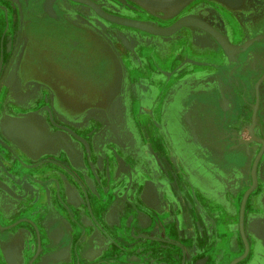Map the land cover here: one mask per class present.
<instances>
[{"label": "crops", "instance_id": "obj_1", "mask_svg": "<svg viewBox=\"0 0 264 264\" xmlns=\"http://www.w3.org/2000/svg\"><path fill=\"white\" fill-rule=\"evenodd\" d=\"M136 9L129 19L155 22L149 15L157 11ZM209 44L196 32L187 50L158 40L134 55L120 49L123 85L112 105L80 108L69 123L37 97L20 103L16 75L0 89V264H230L239 257L235 215L221 209L229 186L223 154L207 164L200 145L216 135L214 114L196 96L214 85L213 65L222 63ZM186 57L210 68L194 75L181 68Z\"/></svg>", "mask_w": 264, "mask_h": 264}, {"label": "rangeland", "instance_id": "obj_2", "mask_svg": "<svg viewBox=\"0 0 264 264\" xmlns=\"http://www.w3.org/2000/svg\"><path fill=\"white\" fill-rule=\"evenodd\" d=\"M110 1L119 7L118 10L114 9L115 16H119L117 13L125 6L123 10L125 12H135L138 7L130 0ZM195 1L199 0H192L178 11H181L178 16L172 18L167 24L171 26L179 18L188 14L189 10H185V8ZM202 2L205 3L200 5L201 9L196 12V15L214 22L215 26L210 27L224 36L229 37L230 35L233 38L234 53L237 57V62L232 64L228 61L221 63L216 78L212 79L214 85H211L212 87L207 86V88L202 89L203 91L200 90L196 96L201 95L204 98H201L204 100L203 104L207 109H210L208 113L214 114L216 135L209 136L210 133L207 135V141L200 145L203 153L210 156L206 159L207 164L214 163V156L218 158L220 154H223V159L219 165L222 167L224 179L229 183V186L221 209L227 215H235L237 223H235L233 230L234 245L238 249L240 257L245 252V244L239 226L241 204L245 193L252 185L254 161L264 149V144L257 140L264 141V14H261L263 12L260 9H258L261 12L259 16H257V11L251 12L247 8L233 10L217 0H202ZM254 2L264 4V0H254ZM158 4L164 10H168L167 12L172 8L170 14L178 13L173 11L174 7L171 5L165 6L160 1ZM58 11L60 12L58 15V71L72 72V74L64 73L58 77H63V80H60L63 84L66 83L70 86L72 83V88H74L72 92H77V95L86 96L88 91L89 94L98 93L89 85L88 79H82L88 76V74L83 75V73H103L104 71V75H106L105 72L108 70V72H112V75H119L121 72L120 49L121 51L122 48L134 49L135 45L140 42V38L132 33L131 29L120 25L109 22L110 25L106 27L102 18L92 8L77 2L58 0ZM43 16L49 20L44 14L39 17L44 19ZM50 17L53 18L54 16ZM149 18L155 21L151 23L159 24L158 26L166 24L157 18ZM93 21L100 23V26L103 24L102 30L94 29L93 31ZM11 22L13 20L10 19L9 23ZM33 23L28 28L38 40L43 34L51 35V31L48 29L50 24L45 19L42 21V25L36 21ZM5 27L3 25L1 30L3 31ZM200 33L207 41L217 43L206 33L201 31ZM46 43L48 42H39L40 47L46 49L44 46ZM36 45L37 43H34L32 39L29 56L34 59L33 70L51 74L54 72L52 70L54 68L51 66L50 57H45L40 53L34 54L31 48ZM106 48L112 54H116V58ZM1 49L0 42V53ZM4 51L6 53V47ZM218 51L221 52L220 49ZM200 65L202 64L194 61L191 57H186L181 68L192 70L195 75L197 71L205 69ZM133 70L134 66H131V73ZM231 72H234L233 75ZM218 85H221L222 93L214 90ZM211 91L214 97L210 98L209 93ZM194 94L191 92L189 96V102L192 104L196 101ZM257 106L256 123L253 124V116ZM245 228L251 249L248 257L239 264H264V150L258 168V187L250 195L246 206ZM230 245L228 242V247Z\"/></svg>", "mask_w": 264, "mask_h": 264}, {"label": "flooded vegetation", "instance_id": "obj_3", "mask_svg": "<svg viewBox=\"0 0 264 264\" xmlns=\"http://www.w3.org/2000/svg\"><path fill=\"white\" fill-rule=\"evenodd\" d=\"M18 1L19 4L13 3L14 5L11 7V4L0 0V16L2 17V24L6 26L4 29L5 31L3 30L0 34V42L2 47L0 53V89H3L2 87L5 86L11 78L13 79L15 75L18 76V83H15V85L17 86V91L14 97L20 103H24L25 100L31 97H37V99H39V106H58V113L61 114L63 120H68H66L67 123L76 120L78 116L83 113L84 110L82 111L80 108H85L86 110H88V108L91 107L98 106L101 108H108L109 106H111L113 100L115 99V96L120 92L123 85L122 72H120L119 75L117 74L113 77H110L109 73L107 72H105L106 75H104V71L103 73H83V75L88 74V76L82 79H88L90 83L89 85L93 89H96L98 93L89 94L88 91L86 92L87 95L84 96L83 94L77 95V92H72L74 89L72 88V83L70 86L66 83L63 84L60 81L61 79L63 80V77H58V75L61 76V74L64 73L72 74V72L58 71V15L60 14V12L58 11V0H55L50 4L54 14H49L47 10V4L50 2V0ZM86 1L99 6L106 13L114 15V9L102 6L99 0ZM230 1L231 0H224L225 3L223 4L222 2V4L233 10H241L244 8H247V10H250L251 12L255 10L258 13L257 16L264 14V4L261 5L260 3H255L254 0H242V3L238 5H232L230 4ZM160 2H162L164 5L166 4V6H175L173 9H175L174 11H176L181 0H161ZM203 3L205 2H202V0H199L197 2L195 1L192 4L188 5L185 10L190 9L192 16L199 18L207 26L214 27V22L203 19L200 15H196V12L201 9L200 5H202ZM124 9L120 10L117 14L124 18H132V13L126 14V12L123 11ZM258 9L262 10L263 13L259 12ZM41 14H44L49 18L48 20L43 16L45 21L50 24V27H48V29L51 31V35L43 34V36L38 40V38L31 34V31L28 27L35 21L39 22V25H42V21H44V19H42V17H39ZM52 15L54 16L53 18L50 17ZM10 19L13 20V22L9 23ZM248 21L250 20L248 19ZM107 25L105 24L106 27ZM237 25L239 24L237 23ZM32 39L34 43H37L36 46H32V52H34V54L40 53L45 55V57H50V60L52 62L51 66L54 68L52 69L54 72H51V74L40 72V70L39 72L33 70L34 59L29 56V47ZM41 41L48 42L46 43V45H44L46 49L40 47L39 42ZM47 44H49V46H47ZM5 47L6 53L4 51ZM40 50L42 51L40 52ZM122 50L125 51L124 49ZM107 51L111 53L108 49ZM111 54L109 55L110 57ZM112 55L116 58V54L113 53ZM74 86L76 85L74 84ZM74 107H77L78 110L77 108L73 109ZM245 234L248 236L246 228Z\"/></svg>", "mask_w": 264, "mask_h": 264}, {"label": "water", "instance_id": "obj_4", "mask_svg": "<svg viewBox=\"0 0 264 264\" xmlns=\"http://www.w3.org/2000/svg\"><path fill=\"white\" fill-rule=\"evenodd\" d=\"M51 1L53 2L55 0H51ZM70 1L89 6L90 8H92L94 12H96L99 16L106 19L110 23L131 29L130 31L132 33H135L137 37L139 36L138 34H143L145 38L139 37L140 42H138L137 43L138 45L136 44L137 46L135 45V47H138L139 45L147 43V41H155V40L168 41V42H183L184 45L186 46L189 44L190 40L194 38L196 32L199 33L201 31L203 33H206L208 36H210L217 42V43H213L209 40L208 41L210 43L209 48L215 52H217L218 49L221 50V53H218L220 55L217 58L220 59L222 63L224 61L225 62L228 61L230 64H232L233 62H237V57H236V54L234 53L235 45L233 44V41H232L233 38H231V36L229 35V37L231 38L230 40L229 37L224 36L217 30L213 29L212 27L207 26L199 18L192 16L191 13H188L182 16L171 26L163 27V26H158L157 24H153L151 22H144V21H139V20L122 18V17H118V16H115L109 13L102 12L103 10L101 11V8L99 6H96L95 4L88 2L86 0H70ZM131 1L134 2L136 5H138V7H141L147 11L149 10L148 12H150L152 9L155 10V12L157 11L155 15H149V16L153 18H157L158 20L165 22V23L170 22L172 18H174L175 16H178V14L181 13L180 11L175 15L170 14L169 12L164 10L163 7H161V5H154L151 3H147L143 0H131ZM217 1L221 3L223 2V4L225 3L224 0H217ZM190 2H192V0ZM50 8L52 9L51 6ZM93 23L95 24L94 21ZM93 26L97 27L96 25H93ZM148 37H151V38H148ZM135 47L134 49L126 48V50L131 51L132 54L134 55L136 53ZM187 47L189 46L184 47L183 50H187ZM120 62L123 66V69H125L124 62L123 61H120ZM220 65L221 63L214 64L213 67L219 68ZM200 66L206 68L210 65L202 64ZM209 68L210 67H208L207 69ZM201 72H205V71L203 70ZM234 72H231V75H233ZM220 89H221V85H218L216 89L214 90L221 92ZM209 97L210 98L214 97L212 94V91L209 93ZM221 97H222V94H221ZM257 108L258 106L255 108V113L253 116V124L256 123ZM257 140L264 144L263 140H259V139ZM263 150L260 152V154L256 157L254 161V164L252 167V185L250 186L249 190H247V192L245 193L243 200H242L241 209H240L239 226H240L241 236L245 244V252L243 253L242 256L238 257L236 260L232 261L230 264H239L243 262L250 253L251 246L248 244L246 234H245V211H246V206H247V202H248L250 195L258 187V168H259Z\"/></svg>", "mask_w": 264, "mask_h": 264}, {"label": "bare ground", "instance_id": "obj_5", "mask_svg": "<svg viewBox=\"0 0 264 264\" xmlns=\"http://www.w3.org/2000/svg\"><path fill=\"white\" fill-rule=\"evenodd\" d=\"M144 1V0H143ZM161 1V0H160ZM191 0H181V2H180V4H179V6H178V9H176V11L178 12L181 8H183L187 3H189ZM51 0H50V2L47 4V10H48V12H49V14H54L53 13V11H52V9L50 8V4H51ZM159 2V1H158ZM56 3V2H55ZM166 3V2H165ZM242 3V0H231L230 1V4H232V5H238V4H241ZM165 6H166V4H165ZM164 6V7H165ZM168 6V5H167ZM172 7H175V6H173V5H171ZM172 9V8H171ZM171 9H170V11H171ZM175 9H173V11H174ZM101 11H102V9H101ZM168 11V10H167ZM169 11V12H170ZM172 11V12H173ZM102 12H105L104 10L102 11ZM106 13V12H105ZM171 13V12H170ZM102 15V14H101ZM99 16V15H98ZM119 17V16H118ZM100 18H102L101 16H100ZM102 22L103 23H105L106 25L107 24H110L109 23V21H107L106 19H104V18H102ZM2 26H3V24H2V17L0 16V34H1V32H2V30H1V28H2ZM50 52V51H49ZM53 54V53H52ZM55 57V56H54ZM246 238H247V236H246ZM247 241H248V244L250 245V243H249V240L247 239Z\"/></svg>", "mask_w": 264, "mask_h": 264}]
</instances>
